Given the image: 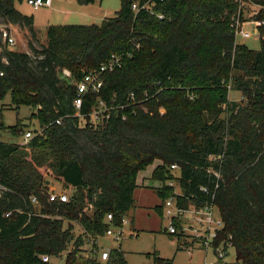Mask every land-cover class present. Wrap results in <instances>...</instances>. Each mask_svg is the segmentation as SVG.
<instances>
[{
  "label": "trees",
  "instance_id": "obj_1",
  "mask_svg": "<svg viewBox=\"0 0 264 264\" xmlns=\"http://www.w3.org/2000/svg\"><path fill=\"white\" fill-rule=\"evenodd\" d=\"M16 1L23 0H0V21L27 29L31 38L20 51L0 37V102L10 93L11 105L30 106V120L43 130L27 143L0 140V264H47L44 254L65 255V264H104L96 242L91 257L82 255L86 237L105 234L109 213L121 225L141 187L153 188L163 204L174 196L184 208L216 204L221 238L236 251L230 264H264V0H164L154 13L135 12V0H121L100 24L49 25L44 43L34 16ZM245 1L258 7L251 19L258 23L259 50L236 39ZM112 54L123 66L104 75L99 97L120 106L132 103L134 93L135 103L115 109L103 126H81L74 80ZM231 89L242 102L229 99ZM59 117L63 124L55 123ZM5 128L18 135L24 126L0 122ZM49 178L70 189L68 202L48 201ZM163 204L155 207L161 214ZM73 222L82 228L78 235ZM176 236L183 249L188 241ZM152 256L153 264L174 261ZM105 264L127 262L118 248Z\"/></svg>",
  "mask_w": 264,
  "mask_h": 264
},
{
  "label": "rangeland",
  "instance_id": "obj_2",
  "mask_svg": "<svg viewBox=\"0 0 264 264\" xmlns=\"http://www.w3.org/2000/svg\"><path fill=\"white\" fill-rule=\"evenodd\" d=\"M97 6L100 7L101 12H108V16L114 15L121 8V0H97ZM17 5L25 11L37 13L41 22L37 25V33L39 40L44 43L46 40L42 39L46 35V20L48 18L50 7H41L40 9H33L25 0L17 1ZM243 5V17L241 20V27L246 31V37L237 35L236 39L239 42L245 43L252 50H259L261 47L260 39L255 35V31L258 29V23L252 21L251 17L254 15L258 7L253 5L249 1L242 3ZM101 21H96V24H100ZM68 24H81V23H68ZM11 27V32L16 39V44L12 47L15 50L25 51L28 50V41L31 38V34L26 31L25 28H21L17 25H8ZM15 26V27H14ZM255 29V30H254ZM41 36V37H40ZM38 46V44H36ZM62 73L66 77H71V72L63 69ZM76 81V80H74ZM229 99L232 101L242 102V94L234 89L229 91ZM11 94L9 93L3 101L0 102V110L2 116H0V122L9 126H15L19 121L23 124L24 129L14 135L8 128L0 130V140L10 143L22 144L24 142V133L28 129L40 128V124L36 118L30 120V115L33 109L30 106L22 105L19 108L11 105ZM147 175V173H145ZM48 191H67L69 188L64 187L58 179L49 178ZM154 182V181H152ZM177 195L181 193V189L177 186L174 190ZM136 203L130 210V214H133L135 219L131 220L129 213L126 215L128 223L124 225V237L122 240H116L113 236L103 235L98 238L97 248L94 251L100 262L104 264L108 260H100L102 250H113L120 248L123 252L124 258L127 264H153L154 252L159 253L162 257L168 259H174L173 264H220L216 254L212 250L206 251L198 245H194L192 249L183 248L178 249V237H170L168 229L171 223V219L167 218L166 212L162 207V214L159 213L155 207L163 204L162 200L158 197L155 190L151 187H141L135 190ZM166 209V207H165ZM181 223L188 225L191 223L190 217L181 216ZM67 223L65 222V225ZM175 224L179 226V221ZM75 234L78 235L82 232V228L76 222H73ZM169 230V229H168ZM134 234V235H131ZM87 240L88 243L83 246L86 252H82L84 257H91L92 253V239ZM190 242V241H189ZM72 248V246H71ZM65 258L54 257L50 264H65ZM236 261V251L231 249L230 255L225 260V263H234ZM223 264V263H222Z\"/></svg>",
  "mask_w": 264,
  "mask_h": 264
},
{
  "label": "built area",
  "instance_id": "obj_3",
  "mask_svg": "<svg viewBox=\"0 0 264 264\" xmlns=\"http://www.w3.org/2000/svg\"><path fill=\"white\" fill-rule=\"evenodd\" d=\"M25 1L35 10L40 9L41 7H50L53 4V0ZM157 1L161 2L164 0H135L132 3V9L135 12L146 10L154 13V5H156ZM157 15L159 18H163V14L159 13ZM10 29L11 27L0 21V37H2L3 42L8 46L16 44V39ZM235 34L236 36L241 35L246 37V31L241 27V21L239 19L235 25ZM122 66V57L118 54H112L107 62L101 64L98 68L89 70L80 79L75 81L76 96L73 100V104L76 108V116L80 119L81 126H89L91 128L103 126L113 117L112 115L115 109H124L135 103L136 95L134 93L130 94L128 97L129 100L133 101L132 103L120 104V106L109 105L107 101L99 97L104 86V75L107 72L115 71ZM0 75H3L1 70ZM93 95H95L96 98L91 104V109L87 113H82L81 109L85 104V101L89 100ZM126 118L127 116L124 114L122 119ZM55 123L63 124V117L57 118ZM42 130L43 128L40 126V128L28 129L25 131L23 143H27L31 138L39 133H42ZM171 172L175 177H179L180 167L177 164H173L171 166ZM167 183L175 188L178 181L171 179ZM69 199L70 189L67 191H48L49 202H68ZM32 202L35 204L39 203L36 197L32 198ZM163 208L164 212H166L167 218L171 219L168 231L171 234L179 235L188 241V243L183 244L184 248L192 249L194 245H198L206 251L212 250L216 254L220 264H230L225 263V260L230 255V251L234 248V246L231 240L227 241L222 240L221 238V232L224 228V220L221 217L216 204H206L201 207L190 204L188 208H184L178 204V198L174 196L164 202ZM187 215L190 217L191 223L183 225V223H181V216ZM106 220L110 223V225L105 231V234L113 236L116 240H122L125 235L124 225L128 223V220L124 217L121 225H114L112 223L113 215L111 213L107 214ZM176 221H179V226L175 224ZM87 236L92 239V242H96V244H98V238H93L89 234ZM89 238L86 237V241L90 240ZM191 241H194V243L191 244ZM53 258L54 257L49 254L41 255L42 261L47 264H50ZM109 258L110 251L102 250L100 260L106 261L109 260Z\"/></svg>",
  "mask_w": 264,
  "mask_h": 264
},
{
  "label": "crops",
  "instance_id": "obj_4",
  "mask_svg": "<svg viewBox=\"0 0 264 264\" xmlns=\"http://www.w3.org/2000/svg\"><path fill=\"white\" fill-rule=\"evenodd\" d=\"M97 2L98 1L89 5H80L76 0H53V4L52 6H50L49 9L48 18L45 22L46 33H47V27L51 24H68V23L96 24V21L98 20L102 22V20L105 17H107L109 13L101 12L100 7L97 6ZM15 6L22 13L34 16V28L37 36L39 37L36 29H37V25H40L41 22L38 18L37 13L33 12L32 14H30L29 11L27 12L23 10L21 7L17 5V1L15 3ZM26 31L28 30L26 29ZM46 37L47 34L43 36L42 39L46 40ZM239 43H243V42H239ZM25 49L26 48H24V51ZM129 215L132 218L131 220L135 219L133 214L129 213Z\"/></svg>",
  "mask_w": 264,
  "mask_h": 264
},
{
  "label": "water",
  "instance_id": "obj_5",
  "mask_svg": "<svg viewBox=\"0 0 264 264\" xmlns=\"http://www.w3.org/2000/svg\"><path fill=\"white\" fill-rule=\"evenodd\" d=\"M255 35L258 36V31L257 30L255 31ZM49 183H50V181H47V184H49Z\"/></svg>",
  "mask_w": 264,
  "mask_h": 264
}]
</instances>
